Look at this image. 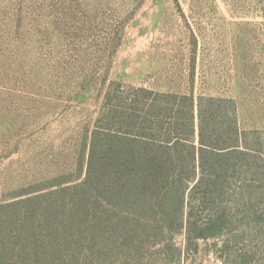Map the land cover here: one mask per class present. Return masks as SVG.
Here are the masks:
<instances>
[{"label": "rangeland", "instance_id": "374dc122", "mask_svg": "<svg viewBox=\"0 0 264 264\" xmlns=\"http://www.w3.org/2000/svg\"><path fill=\"white\" fill-rule=\"evenodd\" d=\"M114 85L230 99L264 143V0H0L1 241L15 220L5 252L15 264H224L225 238L85 235L69 204L52 212L85 176ZM34 241L40 259L23 261Z\"/></svg>", "mask_w": 264, "mask_h": 264}, {"label": "trees", "instance_id": "16d2710c", "mask_svg": "<svg viewBox=\"0 0 264 264\" xmlns=\"http://www.w3.org/2000/svg\"><path fill=\"white\" fill-rule=\"evenodd\" d=\"M114 86L91 132L85 176L59 191L69 201L54 203L52 212L69 204L72 224L71 215L88 224L85 235L110 229L125 240L168 232L190 241L225 238L224 264H264L259 131L241 129L230 99ZM38 211L24 212L27 227L35 228ZM14 224L10 218L0 240V264H15L13 250L4 249ZM18 253L37 262L43 252L34 241Z\"/></svg>", "mask_w": 264, "mask_h": 264}]
</instances>
